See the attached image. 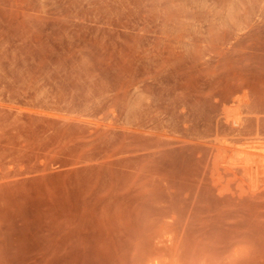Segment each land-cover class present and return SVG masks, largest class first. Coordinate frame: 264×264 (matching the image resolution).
Wrapping results in <instances>:
<instances>
[{"label":"rangeland","instance_id":"374dc122","mask_svg":"<svg viewBox=\"0 0 264 264\" xmlns=\"http://www.w3.org/2000/svg\"><path fill=\"white\" fill-rule=\"evenodd\" d=\"M0 264H264V0H0Z\"/></svg>","mask_w":264,"mask_h":264}]
</instances>
